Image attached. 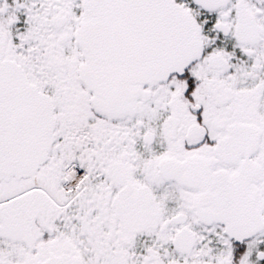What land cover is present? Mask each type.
Instances as JSON below:
<instances>
[{
    "label": "snow or ice",
    "instance_id": "6c2138e0",
    "mask_svg": "<svg viewBox=\"0 0 264 264\" xmlns=\"http://www.w3.org/2000/svg\"><path fill=\"white\" fill-rule=\"evenodd\" d=\"M0 264H264V0H0Z\"/></svg>",
    "mask_w": 264,
    "mask_h": 264
}]
</instances>
